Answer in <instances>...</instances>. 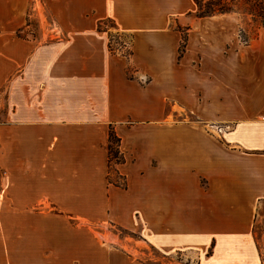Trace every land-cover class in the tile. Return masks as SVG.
Returning <instances> with one entry per match:
<instances>
[{"label": "crops", "instance_id": "obj_1", "mask_svg": "<svg viewBox=\"0 0 264 264\" xmlns=\"http://www.w3.org/2000/svg\"><path fill=\"white\" fill-rule=\"evenodd\" d=\"M196 12L195 0H0L2 201L108 219L198 264H264V43L249 50ZM106 21L126 49L110 51Z\"/></svg>", "mask_w": 264, "mask_h": 264}, {"label": "rangeland", "instance_id": "obj_2", "mask_svg": "<svg viewBox=\"0 0 264 264\" xmlns=\"http://www.w3.org/2000/svg\"><path fill=\"white\" fill-rule=\"evenodd\" d=\"M228 4L233 11L214 18L222 20L235 41L247 49L262 45L264 19L255 16V6L248 0ZM102 28L111 30L115 50L127 48L129 39L118 36L110 21ZM112 180L121 182L117 177ZM2 199L0 184V264H123V260L130 264H198L194 254H164L140 233L129 232L108 219L71 218L48 202L17 204ZM18 210L26 217L18 218ZM37 212L43 214L34 218ZM260 213L262 218L254 228L257 238L264 235V205Z\"/></svg>", "mask_w": 264, "mask_h": 264}, {"label": "trees", "instance_id": "obj_3", "mask_svg": "<svg viewBox=\"0 0 264 264\" xmlns=\"http://www.w3.org/2000/svg\"><path fill=\"white\" fill-rule=\"evenodd\" d=\"M255 6V16L260 19H264V0H248ZM197 5V18H210L214 17L218 14H227L232 12V7L228 3H234L235 0H195ZM111 22V21H110ZM112 23V22H111ZM112 28H115L114 24L112 23ZM101 29V27H100ZM118 36L125 37L123 34L119 32H115ZM112 34L110 35V44L109 48L112 53L116 50L113 47L112 43ZM188 40V36L186 33L183 34V40L180 45V55L186 50V43ZM126 55H129V52H125ZM110 145H109V154L112 161L117 163L122 161V158L118 151L119 139L115 136L113 132H110ZM114 145H117L114 147Z\"/></svg>", "mask_w": 264, "mask_h": 264}, {"label": "built area", "instance_id": "obj_4", "mask_svg": "<svg viewBox=\"0 0 264 264\" xmlns=\"http://www.w3.org/2000/svg\"><path fill=\"white\" fill-rule=\"evenodd\" d=\"M216 130H218L219 132H221L222 131V129L221 128H219V127H214Z\"/></svg>", "mask_w": 264, "mask_h": 264}]
</instances>
